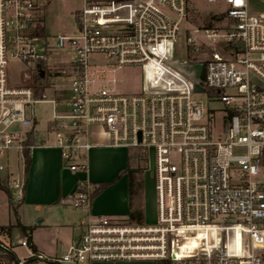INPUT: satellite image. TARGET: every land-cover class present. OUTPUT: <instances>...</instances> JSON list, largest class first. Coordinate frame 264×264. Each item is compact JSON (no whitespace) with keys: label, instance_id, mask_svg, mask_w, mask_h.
<instances>
[{"label":"built area","instance_id":"obj_1","mask_svg":"<svg viewBox=\"0 0 264 264\" xmlns=\"http://www.w3.org/2000/svg\"><path fill=\"white\" fill-rule=\"evenodd\" d=\"M189 1L84 0L78 36L52 44L42 0H0V158H24L35 106L49 103L53 143L40 147L59 149L70 171L86 173L93 129L101 128L106 147L137 149L146 162L152 155L157 200L154 226L92 215L94 186L82 180L70 205L87 220L67 253L47 257L24 237L14 245L1 228L5 259L15 246L30 251L12 264H264V0H207L225 6L212 17L217 24L187 34ZM181 33L188 49L206 46L208 54L179 63L173 47ZM57 50L72 58L52 66ZM11 62L23 66L18 85ZM128 67L141 70L136 91L118 89ZM44 89L62 97L46 99ZM1 173L11 202L21 203L24 175L4 165Z\"/></svg>","mask_w":264,"mask_h":264},{"label":"rangeland","instance_id":"obj_2","mask_svg":"<svg viewBox=\"0 0 264 264\" xmlns=\"http://www.w3.org/2000/svg\"><path fill=\"white\" fill-rule=\"evenodd\" d=\"M109 1V0H101ZM44 4V18L46 31L49 36L52 37L51 43H55L57 36H78V23L77 14L82 10L84 0H42ZM225 6L222 2L217 5H211L207 0H190L189 1V18L188 23L184 25V28L188 29L187 34L195 29H200L217 23L213 22V16L215 13L224 10ZM198 41L208 42L202 37V35H195ZM186 35L181 33L179 39L173 47V57L180 62L184 63L188 60V53L190 60H197L199 57L208 54L209 47L203 46L200 49L195 46H190L189 49L185 42ZM188 49V50H187ZM72 55H68L64 51L57 50L54 52L50 59L52 66L56 64L67 63ZM183 67H185L183 65ZM25 69V68H24ZM23 66L18 62H11L9 65V76L10 82L13 85H18L21 82V75ZM202 72V66L197 64L192 71V75L198 79ZM141 70L140 68L131 67L125 68L118 73L119 83L118 89L121 91H136L139 88L141 82ZM57 85L61 89L64 88L62 81H57ZM61 85V86H60ZM58 87V89H60ZM45 98L52 99L57 96L62 97V93L59 94L53 92V89L46 90ZM200 101L205 107H208L207 96L205 93L196 94L194 97ZM36 117L39 122L38 129L43 131L47 122L50 120L52 115V105L49 103H41L35 106ZM18 124H15L11 130H19ZM96 131H103L101 128H94L93 132L96 135ZM93 134V135H94ZM105 134V133H104ZM100 139V138H99ZM109 140H107V143ZM0 165H4L9 168L10 171L15 174H22L24 167L23 155H20L17 160V154L15 152L9 153L8 159L0 158ZM131 167H138L139 171L135 173V186L140 188L137 192L135 201L141 205L144 219L141 223L145 225L154 226L157 223V200H156V179H155V163L154 158L150 154L147 162L145 160L138 161L132 157ZM264 179V176L263 178ZM125 184V183H124ZM123 184V185H124ZM126 188V186L124 185ZM123 187V189H124ZM122 189V188H121ZM120 190V186L118 188ZM9 204L6 194L0 190V229L4 227L10 228L11 240L14 245H17L22 237L28 239V237L21 232L17 227L11 226L16 225L19 216L16 212L19 203ZM80 213L75 211L71 207H60V208H45V210L38 211L34 207L24 208V225L26 227H32L31 238L33 244L37 246V250L43 253L47 257H60L67 253L72 237L76 238L79 233L80 224L78 220ZM42 223H39L42 220ZM137 222V221H136ZM139 223V222H137ZM74 225V226H73ZM14 252L17 259L23 260L30 256V251L26 248L15 246ZM157 262V261H156ZM155 263V262H154ZM0 264H7L6 259L0 254ZM26 264H44L42 262H29ZM101 264H152L150 261H119L115 263H101Z\"/></svg>","mask_w":264,"mask_h":264},{"label":"crops","instance_id":"obj_3","mask_svg":"<svg viewBox=\"0 0 264 264\" xmlns=\"http://www.w3.org/2000/svg\"><path fill=\"white\" fill-rule=\"evenodd\" d=\"M51 119L43 131L38 129L39 122L37 120L33 131L34 147L31 150L32 161L28 176L25 178L24 167L22 174H20L24 175L26 188L24 200L15 206L19 216L18 222L25 226V207H34L38 211L52 207H71L70 201L76 193L78 183L82 180H87L94 186L91 202L92 215L129 218L131 213L138 212L142 214L143 221L144 214L141 205L134 198L140 188H136L134 177L131 189L130 179L126 172L131 167V150L106 147L108 136L103 132L100 133V131H96V135L93 132L92 142L95 146L88 154V171L86 173L72 172L64 165L59 149L40 147L43 141L53 143L52 137L48 135ZM5 176L4 173H1L0 179L4 180ZM103 183H107L108 186L93 196L94 191ZM119 186L120 190H118ZM3 192L6 194L9 204L12 205L9 193ZM75 211L80 213L77 220L80 223L78 225L80 233V227L86 222L88 212L77 209ZM44 221L43 219L39 223ZM34 246L37 250V246L35 244Z\"/></svg>","mask_w":264,"mask_h":264},{"label":"trees","instance_id":"obj_4","mask_svg":"<svg viewBox=\"0 0 264 264\" xmlns=\"http://www.w3.org/2000/svg\"><path fill=\"white\" fill-rule=\"evenodd\" d=\"M25 144L29 147L33 146L34 145V132L31 131L28 133V139L27 141L25 142ZM26 148L24 150V174H25V178H27L28 176V172H29V169H30V166H31V161H32V157H31V150L30 148ZM135 158L136 160L138 161H142L143 160V156L141 155L140 151L139 150H131V156H130V159ZM139 171V168L138 167H135V168H128L126 170V172L128 173V176H129V179H130V187L132 189L133 187V180H134V177H135V173H137ZM108 186L107 183H103L101 184L95 191H94V194L93 196H96L97 194H99L102 190H104L106 187ZM0 189L5 191L6 193H8L7 189H5L3 186L0 185ZM129 218L132 220V221H137L139 223L142 222V214L141 213H138V212H133L129 215ZM12 226V225H11ZM14 227H17L21 230V232L23 234H25L27 237H28V240L30 241V243L32 244V247L33 249L36 251V248L34 246V244L32 243V238H31V233L33 231V228L32 227H26V226H23L21 225L19 222H17V224L14 226ZM10 228L11 227H4L2 229H7L10 233ZM6 259L8 260V264H12L13 262L16 263V255L15 254H7L6 256ZM153 264H167L165 261H157Z\"/></svg>","mask_w":264,"mask_h":264},{"label":"water","instance_id":"obj_5","mask_svg":"<svg viewBox=\"0 0 264 264\" xmlns=\"http://www.w3.org/2000/svg\"><path fill=\"white\" fill-rule=\"evenodd\" d=\"M196 90L200 91L201 89L200 88H196Z\"/></svg>","mask_w":264,"mask_h":264}]
</instances>
